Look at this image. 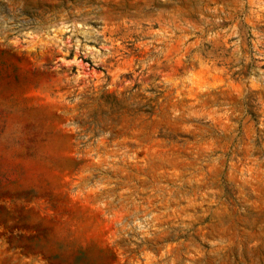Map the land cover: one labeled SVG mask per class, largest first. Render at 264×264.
I'll return each mask as SVG.
<instances>
[{"label":"rangeland","instance_id":"rangeland-1","mask_svg":"<svg viewBox=\"0 0 264 264\" xmlns=\"http://www.w3.org/2000/svg\"><path fill=\"white\" fill-rule=\"evenodd\" d=\"M0 264H264V0H0Z\"/></svg>","mask_w":264,"mask_h":264}]
</instances>
